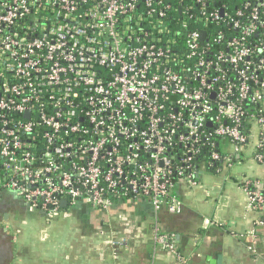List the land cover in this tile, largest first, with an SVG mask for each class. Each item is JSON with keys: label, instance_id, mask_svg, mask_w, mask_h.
Masks as SVG:
<instances>
[{"label": "built area", "instance_id": "2783aa9c", "mask_svg": "<svg viewBox=\"0 0 264 264\" xmlns=\"http://www.w3.org/2000/svg\"><path fill=\"white\" fill-rule=\"evenodd\" d=\"M253 137L264 165V0H0V190L47 216L146 200L184 263L159 213ZM239 184L264 223V178Z\"/></svg>", "mask_w": 264, "mask_h": 264}, {"label": "crops", "instance_id": "0c3cea01", "mask_svg": "<svg viewBox=\"0 0 264 264\" xmlns=\"http://www.w3.org/2000/svg\"><path fill=\"white\" fill-rule=\"evenodd\" d=\"M254 142L253 137L236 155L238 165L219 171L202 165L196 186L179 181L182 212L159 213L158 226L173 234L184 263L154 244V213L147 202L115 197L107 211L82 202L49 217L1 189L0 264H262L264 223L257 225L256 214L246 210L239 184L240 176L264 178V165L250 158ZM252 229L259 236L255 242ZM252 244L254 252L248 249Z\"/></svg>", "mask_w": 264, "mask_h": 264}, {"label": "rangeland", "instance_id": "374dc122", "mask_svg": "<svg viewBox=\"0 0 264 264\" xmlns=\"http://www.w3.org/2000/svg\"><path fill=\"white\" fill-rule=\"evenodd\" d=\"M227 147H228V146H227ZM228 148H230V146H229ZM236 165H237V164H236ZM200 166H202V164H200ZM208 172L214 174L213 172H211V171H206V170L204 169V173H205V174H208ZM224 172H225V170L222 171V173H224Z\"/></svg>", "mask_w": 264, "mask_h": 264}, {"label": "water", "instance_id": "95a60500", "mask_svg": "<svg viewBox=\"0 0 264 264\" xmlns=\"http://www.w3.org/2000/svg\"><path fill=\"white\" fill-rule=\"evenodd\" d=\"M61 205H62V206H65V205H66V200H65V199H62V200H61Z\"/></svg>", "mask_w": 264, "mask_h": 264}, {"label": "trees", "instance_id": "16d2710c", "mask_svg": "<svg viewBox=\"0 0 264 264\" xmlns=\"http://www.w3.org/2000/svg\"><path fill=\"white\" fill-rule=\"evenodd\" d=\"M124 199V198H123ZM142 201H144V202H147L146 200H142ZM153 221V220H152ZM152 225H153V222H151L150 224H149V226H150V229L152 230Z\"/></svg>", "mask_w": 264, "mask_h": 264}]
</instances>
